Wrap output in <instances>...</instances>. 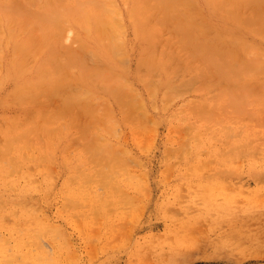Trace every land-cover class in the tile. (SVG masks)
<instances>
[{
	"label": "bare ground",
	"instance_id": "1",
	"mask_svg": "<svg viewBox=\"0 0 264 264\" xmlns=\"http://www.w3.org/2000/svg\"><path fill=\"white\" fill-rule=\"evenodd\" d=\"M69 26L92 43L95 53L101 52L106 65L82 61L65 45ZM129 28L145 43L135 77L146 97L129 74L119 73L122 79L111 89L106 74L121 69L115 55L125 51ZM75 66L81 69L75 72ZM208 71L210 77L200 81L199 72ZM261 75L264 0H0V89L12 80L15 100L35 103L24 109L29 117L23 122H0V226L18 223L8 217L21 219L22 225L36 214L28 196L38 186L29 179L27 166L34 163L49 177L45 170L57 152L60 165L70 172L63 185L69 205L87 204L104 215L110 200H127L120 190L137 182L125 173L117 147L105 141L109 129L100 125L103 117L95 107L100 98L113 96L122 106L138 110L161 92L212 87L195 103L202 114L189 126L192 141L173 150L184 159L195 142L213 136L212 111L225 95L221 87L245 89L250 78ZM45 94L58 95L48 109L42 108ZM74 108L83 117L87 114L84 122L77 123ZM130 113L128 118L134 117ZM72 146L75 150L69 151ZM58 261L54 257L51 263Z\"/></svg>",
	"mask_w": 264,
	"mask_h": 264
},
{
	"label": "rangeland",
	"instance_id": "2",
	"mask_svg": "<svg viewBox=\"0 0 264 264\" xmlns=\"http://www.w3.org/2000/svg\"><path fill=\"white\" fill-rule=\"evenodd\" d=\"M64 42L80 60L107 64L78 29L69 26ZM125 44V51L115 55L119 72H106L110 89L122 79L119 73L129 74L146 97L135 77L145 43L129 28ZM80 69L73 67L75 72ZM210 75L199 72V79L206 81ZM262 79L250 78L245 89L221 87L225 95L212 111L213 136L206 134L204 143L195 142L184 159L173 150L192 141L189 126L202 114L195 103L212 87L161 92L138 110L122 106L113 96L97 100L100 125L109 129L105 141L117 147L126 162L125 173L137 182L120 190L127 200H110L111 209L104 215L87 204L74 207L65 200L63 185L70 172L60 165L58 152L45 170L49 177L29 163V179L38 186L28 196L36 214L22 225L21 219L8 217L18 223L0 226V264H53L54 257L60 264H264ZM12 88L13 81L7 80L0 89V122H23L29 117L24 109L35 105H21ZM57 100L58 95L45 94L42 108ZM73 110L77 123L84 122L87 114ZM128 113L134 117L128 118Z\"/></svg>",
	"mask_w": 264,
	"mask_h": 264
}]
</instances>
